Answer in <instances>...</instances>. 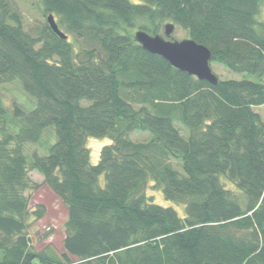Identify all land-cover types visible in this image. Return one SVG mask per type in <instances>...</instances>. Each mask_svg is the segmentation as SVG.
I'll return each mask as SVG.
<instances>
[{"label": "trees", "instance_id": "1", "mask_svg": "<svg viewBox=\"0 0 264 264\" xmlns=\"http://www.w3.org/2000/svg\"><path fill=\"white\" fill-rule=\"evenodd\" d=\"M263 2L43 0L66 40L48 22L32 34L0 0V264H264ZM170 21L211 63L259 80L213 85L135 40ZM8 84L35 106L8 104ZM89 136L112 140L96 164ZM42 141L48 154L28 153ZM32 170L68 208L60 257L31 243L45 214L30 207ZM151 182L186 214L156 203Z\"/></svg>", "mask_w": 264, "mask_h": 264}, {"label": "rangeland", "instance_id": "2", "mask_svg": "<svg viewBox=\"0 0 264 264\" xmlns=\"http://www.w3.org/2000/svg\"><path fill=\"white\" fill-rule=\"evenodd\" d=\"M137 2L139 0H131ZM13 4L21 11L23 16L24 27L26 30L34 35H38L45 29L47 23L48 12L45 11L43 0H12ZM260 20L264 21V2L262 5V11L259 16ZM61 29L67 33L70 38L72 34L65 28ZM167 39H185L190 37L188 31L176 24L174 32L170 36H166L164 33V27L161 33ZM212 70L218 75L220 79H250L258 81V77L249 72H237L229 69L224 64L213 61L211 63ZM264 82V80H263ZM8 90L5 91L6 100L9 103L12 102L15 96L16 101L23 106L24 109L29 110L35 106L34 99L25 91L18 89L17 85L8 84ZM254 109L260 113L262 120L264 121V104L254 107ZM181 123L176 122V126L180 127ZM49 129V128H48ZM182 134L187 136L188 130L182 129ZM51 136V133L46 132L45 136ZM149 132H134L131 134V138L136 141H143L150 139ZM55 139L52 138V140ZM51 141V140H50ZM112 140L109 137H95L89 136L87 139V145L91 150V162L96 164L100 158V152L103 146L110 144ZM28 153L37 151L39 155H46L49 153V142L42 141L40 143H31L26 146ZM27 153V152H26ZM32 184L37 186L32 187L27 194L30 197L31 209H37L38 205L42 204L45 207V214L40 219L31 218L30 226L28 229L32 246L36 250H43L56 254L60 257L61 252L64 251L63 239L66 234V220L68 218V208L63 200L55 194L51 188L45 183L44 176L37 170L30 172ZM104 176L102 175L100 180L104 183ZM148 195L152 196L154 201L163 206L174 207L181 216L186 214L185 205L178 204L172 200H167L162 191L155 186L154 182L150 183L148 188ZM3 257V251L0 250V259ZM75 258V257H74Z\"/></svg>", "mask_w": 264, "mask_h": 264}, {"label": "water", "instance_id": "3", "mask_svg": "<svg viewBox=\"0 0 264 264\" xmlns=\"http://www.w3.org/2000/svg\"><path fill=\"white\" fill-rule=\"evenodd\" d=\"M47 22L58 36L66 40L69 38V35L60 28L54 14H48ZM175 28L174 22L166 23L164 26L165 35L170 36ZM134 38L145 50L164 57L177 69L213 85L219 83L220 78L211 67L212 51L194 38L167 39L163 34H150L144 29H137L134 32Z\"/></svg>", "mask_w": 264, "mask_h": 264}]
</instances>
